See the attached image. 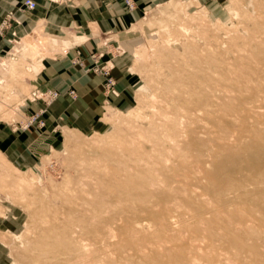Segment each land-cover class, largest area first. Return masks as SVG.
Masks as SVG:
<instances>
[{
  "label": "rangeland",
  "instance_id": "1",
  "mask_svg": "<svg viewBox=\"0 0 264 264\" xmlns=\"http://www.w3.org/2000/svg\"><path fill=\"white\" fill-rule=\"evenodd\" d=\"M21 11L30 10L21 4ZM12 18L7 12L2 30ZM36 34L12 33L10 47L0 54V125L27 129V117L31 123L53 119L47 106L58 94L49 99L34 81L42 62L63 51L52 54L56 40ZM119 36L104 38L117 43L118 67L99 50L90 53V66L80 54L73 59L87 74L103 78L102 96L92 108H80L78 117L66 113L60 124L52 121V138L43 149L0 150V264H60L41 254L45 235L70 218L79 224L76 211L82 216L84 203L95 196L106 204L93 220L97 233L109 226L115 234L85 241L92 256L105 251L88 264H264V0H162ZM59 42L64 50L65 41ZM8 62L17 65L16 74ZM68 90L76 99L75 90ZM36 91L43 95L34 97ZM43 102L39 115L35 106ZM173 125L183 137L171 134ZM38 126L43 133L51 130L42 120ZM153 168L159 186L109 194L110 182L128 173L138 180Z\"/></svg>",
  "mask_w": 264,
  "mask_h": 264
},
{
  "label": "crops",
  "instance_id": "2",
  "mask_svg": "<svg viewBox=\"0 0 264 264\" xmlns=\"http://www.w3.org/2000/svg\"><path fill=\"white\" fill-rule=\"evenodd\" d=\"M23 1L0 0V54L10 47L12 33L16 38H21L37 32L36 35L42 34L44 38L56 40V47L59 48L52 54L63 52L52 60L46 59L42 62V68L34 82L37 89L56 92L58 97L56 102L47 106L48 115L53 116V119H49L47 123L42 116L32 123L30 117H27L25 121L27 129L22 124V127H19L21 129L16 126L12 128L9 125H0V150L4 153L14 150L28 153L30 149H43L52 138V121L54 124H60L61 117L70 112L71 117H78L77 112L80 108L85 110L91 107L94 101H98L102 96L103 78L87 74L80 66L73 63V59L80 54L85 66H90V53L99 50L106 61L117 65L115 56L117 43L104 38L109 35L119 36L131 23L141 18L152 5L162 0H132L131 8L126 6L124 0H67L71 1L72 5L58 4L64 0H33L36 3L33 11L20 12ZM7 12L13 13V18L10 25L2 30V22ZM41 24L45 32L53 37L41 32ZM37 26L38 28L35 29ZM32 30L34 31L30 33ZM60 39L65 41L66 48L63 47L65 51L61 50ZM30 47L24 48L23 51L27 53ZM38 66L40 69L41 63ZM69 88L75 90L76 99L70 97ZM76 101L80 103L77 104ZM44 104L43 102L35 106L39 115L44 113ZM80 105L83 106L79 107ZM40 120L45 121V125L48 124L51 130L43 133L44 127L38 126Z\"/></svg>",
  "mask_w": 264,
  "mask_h": 264
},
{
  "label": "bare ground",
  "instance_id": "3",
  "mask_svg": "<svg viewBox=\"0 0 264 264\" xmlns=\"http://www.w3.org/2000/svg\"><path fill=\"white\" fill-rule=\"evenodd\" d=\"M58 1V0H57ZM128 1V0H127ZM35 5H36V3H35ZM35 9V8H34ZM33 9V10H34ZM30 11H32V10H30ZM32 46V45H31ZM30 46H26V47H23V49L24 48H29ZM260 47V46H259ZM211 54V53H210ZM241 54V53H240ZM264 54V53H263ZM237 61V60H236ZM16 66V67H15ZM240 66H242V65H240ZM6 68L9 70V72L11 73V75H13V74H16L17 73V65H15L14 63H12V62H8L7 63V65H6ZM206 70V69H205ZM246 70V69H245ZM208 71V70H207ZM201 72V71H200ZM206 77V76H205ZM195 80V79H194ZM192 82V81H191ZM210 82V81H209ZM198 83V82H197ZM2 84V82H0V85ZM3 86V85H2ZM186 86V85H185ZM189 86V85H188ZM192 86V85H191ZM187 88V87H186ZM194 88V87H193ZM196 90V89H195ZM183 91V90H182ZM184 91H186V90H184ZM47 92H49V91H47ZM200 92V91H199ZM202 92V91H201ZM39 93H40V91H39ZM50 93H52V92H50ZM188 93H190V92H188ZM193 93V92H192ZM197 93V92H196ZM52 95V94H51ZM197 95V94H196ZM199 96V95H198ZM57 96H55V97H52V96H50V97H48L49 99H51V100H53V99H55ZM184 97V96H183ZM224 99V98H223ZM208 100V99H207ZM218 100V99H217ZM226 100V99H225ZM206 103H207V101H206ZM205 104V103H204ZM241 104H244L243 102L241 103ZM221 105V104H220ZM219 105V106H220ZM184 107V106H183ZM176 108V107H175ZM224 108V107H223ZM151 110V109H150ZM260 112V111H259ZM192 115V114H191ZM193 117V116H192ZM176 118V117H175ZM177 119V118H176ZM197 119V118H196ZM179 120V119H178ZM176 121V120H175ZM168 122V125L167 124H165V129H166V132H168V134H166L165 136V140L167 139L168 140V142H169V120L167 121ZM166 122V123H167ZM173 122H174V120H173ZM234 122V121H233ZM176 123V122H175ZM171 124H173V123H171ZM176 125H177V123H176ZM200 125V124H199ZM180 126V125H179ZM190 128V127H189ZM193 128V127H192ZM187 130V129H186ZM165 131V130H164ZM164 133V132H163ZM173 133V134H172ZM185 133V132H184ZM171 134L172 135H177V137H183L182 136V133H180V131L179 130H177V128H176V126L175 125H173L172 127H171ZM173 137V136H172ZM176 137V136H175ZM198 138V137H197ZM164 139V138H163ZM162 139V140H163ZM173 139V138H172ZM193 139V138H192ZM196 139V138H195ZM175 140V139H174ZM194 141V140H193ZM191 142L190 144H195L194 146H196L197 144L196 143H198V142ZM184 142V141H183ZM198 144H200V143H198ZM169 145V144H168ZM150 146V145H149ZM175 146V145H174ZM123 147V146H122ZM129 147V146H128ZM203 147V146H202ZM121 148V147H120ZM135 148V147H134ZM164 147H162V149H163ZM174 148V147H173ZM247 148V147H246ZM132 149H133V147H132ZM131 149V150H132ZM137 150V149H136ZM160 150V149H159ZM163 150H165V149H163ZM168 150V149H167ZM166 150V151H167ZM245 150V149H244ZM124 151H126V150H123V152ZM138 151V150H137ZM156 151V150H155ZM231 151V150H230ZM117 152V151H116ZM122 152V151H121ZM122 152V153H123ZM162 152V151H161ZM107 153H109V152H107ZM106 153V154H107ZM125 153H127V152H125ZM137 153H139V152H137ZM136 153V157H140V155L139 156H137L138 154ZM157 153H160V151L158 152L157 151ZM167 153V152H166ZM109 154H111V153H109ZM109 154H107V155H109ZM128 154H130V153H128ZM127 154V155H128ZM167 154H169V152L167 153ZM262 154V153H261ZM103 155H104V153H103ZM120 155V154H119ZM160 155H161V153H160ZM263 155V154H262ZM130 156V155H129ZM110 158H111V155L109 156ZM99 158V157H98ZM104 158V157H103ZM135 158V157H134ZM136 159V158H135ZM188 160V159H187ZM166 162V161H165ZM135 163V162H134ZM137 163V165H139L138 164V162H136ZM139 163H141L140 161H139ZM137 165H134V166H137ZM152 165V164H151ZM165 165V164H164ZM100 167V166H99ZM129 167V166H128ZM145 167V166H144ZM151 167V166H150ZM153 167V166H152ZM124 168H126L125 166H124ZM149 168V167H148ZM155 168V167H154ZM153 168V169H154ZM153 169H151L149 172H146V173H148V175L146 174V175H141V177L139 178L138 177V180L136 179V180H134V179H130V175H129V173H128V175H126V176H124V174H122L124 177H126V179L124 178V177H120L119 179H121V181L118 183L117 181H116V183H115V181H114V183H112V182H110V186L113 188V189H111V191H110V195L112 196V193L111 192H113L112 190H115L114 192H113V194L115 195V192L117 191L118 193L119 192H122V191H126L127 192V194L129 193L128 191H127V189L129 190V191H134V189H132V188H134V187H136L135 188V190L136 189H138L139 190V187H141L142 189H145V188H143V187H152V188H154L155 187V184L157 183L156 181H155V176H157L158 174H157V172L158 171H156L155 169L153 170ZM157 169V168H156ZM102 170V169H101ZM104 170H106V169H104ZM123 170V169H122ZM149 170V169H148ZM147 170V171H148ZM126 171H127V169H126ZM129 171H131V170H129ZM133 172V171H132ZM162 172H164L165 174H168L167 172V170H165V171H162ZM100 173V172H99ZM159 173V172H158ZM125 174H126V172H125ZM137 174V173H136ZM119 175V174H118ZM135 175V174H134ZM109 177V176H108ZM135 177H137V176H135ZM134 177V178H135ZM158 177V176H157ZM117 178V177H116ZM123 179H124V181H123ZM112 181H113V178L111 179ZM157 180H159V179H157ZM95 181V180H94ZM93 181V182H94ZM108 181V180H107ZM109 181H110V179H109ZM124 183H123V182ZM126 181V182H125ZM122 182V183H121ZM159 182H161V181H159ZM91 183V182H90ZM108 183V182H107ZM107 183H105V184H107ZM121 183V184H120ZM104 184V183H103ZM158 184H160V183H158ZM157 185V184H156ZM107 186V185H106ZM110 186L108 187V188H110ZM154 186V187H153ZM157 186H159V185H157ZM102 187V186H101ZM85 188V187H84ZM106 188V187H105ZM129 188H131L132 190H130ZM159 188V187H158ZM237 188H239V187H237ZM152 190V189H151ZM232 190V189H231ZM140 191V190H139ZM156 191V190H155ZM238 191V190H237ZM143 192V191H142ZM146 192H147V190H146ZM148 192H150V191H148ZM162 192V191H161ZM232 192V191H231ZM239 192V191H238ZM118 193H117V195H118ZM123 193H125V192H123ZM131 193V192H130ZM145 193V192H144ZM153 193V192H152ZM164 193V192H163ZM243 194H245L244 193V191L242 192ZM109 194H106V196L107 195H109ZM126 193L125 194H123V195H127ZM140 194V193H139ZM143 194V193H142ZM231 194V193H230ZM96 194H94V196H95ZM100 195V194H99ZM144 195V194H143ZM232 195H234V194H232ZM240 195V194H239ZM246 195V194H245ZM101 196H103V195H101ZM110 196V197H111ZM118 196H120V194L118 195ZM129 196H133L132 194L130 195L129 194ZM129 196H128V198H129ZM241 196V195H240ZM243 196V195H242ZM241 196V197H242ZM248 196V195H247ZM247 196H244L246 199H247ZM263 196V195H262ZM104 198H105V196H103ZM130 197V198H131ZM135 197V196H134ZM136 197H137V199H138V196L136 195ZM94 198H96V199H92V200H90V201H88V202H85L84 204H85V206H87V209H85L84 207V209L83 210H81V213L83 212L84 214L82 215V216H80L79 215V210H77L76 211V213H78V215H76V213H75V215H76V217H75V221H77L79 224H74L73 222L74 221H72V219L70 218V221L69 222H66L64 225H62L61 227H56V228H54V230H50L51 232L50 233H47L46 235H45V242H43V249L41 250V254H43V256L44 255H46V254H48L49 256H52V257H50V258H54L55 260H57V263H62V264H88L89 263V261L92 259V258H94V257H96L97 255H100L101 254V252L103 253L102 254V256L104 255V252L101 250V252H100V250L98 251V252H100V254H97L96 255V250H95V254H93V256H92V254L91 253H93V252H91L90 251V249H89V247H88V244H86L85 243V241H87V240H91L92 238H96V241H98V240H100L99 238L100 237H110V236H114V234L115 233H112L113 231H112V229H110L109 228V226L107 227V228H103L104 227V225H103V230L101 231L102 233H97V230H98V225H96V224H94V221L93 220H95V218H98V215H101V213H102V209L104 208V207H106V204L105 203H103L104 201H100V197H98L97 198V196H95ZM122 199H123V197H121ZM125 198V197H124ZM127 198V196H126V200L128 199ZM139 198H141V197H139ZM249 198V197H248ZM116 199V198H115ZM119 199H120V197H119ZM243 199V198H242ZM101 200H102V197H101ZM116 200H118V199H116ZM136 200V199H135ZM135 200H133L132 202H134ZM140 200V199H139ZM141 200H142V198H141ZM234 200V199H233ZM240 200V199H239ZM263 200V199H262ZM75 201V200H74ZM85 201V200H84ZM241 201V200H240ZM245 201V200H244ZM239 201H237L236 203H238ZM254 202H257V201H254ZM253 202V203H254ZM264 203V202H263ZM105 204V205H104ZM102 205H103V208H102ZM264 205V204H263ZM115 206H116V204H115ZM259 207V206H258ZM261 207V206H260ZM90 208V209H89ZM253 208V207H252ZM255 209H256V207H255ZM260 209V208H259ZM262 210V209H261ZM135 211V210H134ZM252 211H254V209L252 210ZM251 211V212H252ZM260 211V210H259ZM72 212V211H71ZM74 212V211H73ZM136 212V211H135ZM86 213H88L87 215H85ZM251 214V213H250ZM103 215V214H102ZM101 215V216H102ZM245 215V214H244ZM251 215H253V213L251 214ZM100 218V217H99ZM248 218V217H247ZM240 219H241V217H240ZM250 219V218H249ZM113 220V219H112ZM112 220H109V221H112ZM234 220V219H233ZM248 220V219H247ZM251 220V219H250ZM96 221H98V220H96ZM100 221V220H99ZM99 221H98V223H99ZM231 222V221H230ZM106 223V222H105ZM232 223V222H231ZM240 223V222H239ZM101 224V223H100ZM107 224H108V222H107ZM109 224H111V223H109ZM238 224V223H237ZM143 225V224H142ZM253 225V224H252ZM98 226V227H97ZM107 226V225H106ZM239 226V225H238ZM246 226H248V225H246ZM235 227V226H234ZM239 227H241V226H239ZM142 228V227H141ZM115 229V228H114ZM113 229V230H114ZM139 230V229H138ZM140 230H142V232L144 231L143 229H140ZM99 231V230H98ZM140 233H141V231H140ZM140 233H138V234H140ZM235 233V232H234ZM252 233V232H251ZM144 234V233H143ZM226 234V233H225ZM74 235H78V236H74ZM132 236H129L130 237V239H131V237H134L135 235H137V234H131ZM210 235V234H209ZM214 234L212 233V236H213ZM251 235H253V234H251ZM138 236H141V238H143L142 237V235H138ZM232 236H233V234H232ZM254 236H256V235H254ZM253 236V238H257V237H254ZM169 237V236H168ZM209 237V236H208ZM127 238V237H126ZM135 238H136V236H135ZM141 238H140V240H141ZM243 238V237H242ZM98 239V240H97ZM102 239V238H101ZM106 239V238H105ZM104 239V240H105ZM108 239V238H107ZM128 239V238H127ZM134 239V238H133ZM137 239H138V237H137ZM144 239V238H143ZM142 239V240H143ZM237 239H238V237H237ZM235 240L234 242H235V245H237V247L238 248H240L241 250H243L244 249V247H245V244H243L242 242L243 241H240V239L239 240ZM110 240H111V238H110ZM114 240V239H113ZM215 240V239H214ZM242 240V239H241ZM260 240V239H259ZM101 241V240H100ZM105 241H107V240H105ZM112 241V240H111ZM128 241H129V239H128ZM134 242L133 240H130V243L132 244V242ZM144 241V240H143ZM211 241H213V240H211ZM218 241V240H217ZM93 242H95V241H93ZM93 242L91 243V244H93ZM103 242V241H102ZM108 242V241H107ZM120 242V241H119ZM136 242H138V241H136ZM140 242H142V241H140ZM214 242V241H213ZM212 242V243H213ZM96 243V242H95ZM94 243V244H95ZM98 243V242H97ZM114 243V242H113ZM165 243V242H164ZM221 243V242H220ZM105 245L107 244V243H104ZM119 244V243H118ZM117 244V246L119 247V245L121 246V244H119L118 245ZM123 244H125V243H123ZM122 244V246L121 247H123V246H126V245H123ZM148 244V243H147ZM214 244H215V242H214ZM257 244V243H256ZM260 244H262L261 242H260ZM102 245V244H101ZM104 245V246H105ZM108 245V244H107ZM110 245V244H109ZM108 245V246H109ZM113 246H114V244H112ZM111 245V246H112ZM116 245V244H115ZM135 245V244H134ZM150 245V244H149ZM211 245V244H210ZM95 247V245H91V247ZM97 246V245H96ZM108 246H106V247H108ZM111 246L110 247H108L109 249L111 248ZM154 245H152L151 247V249L150 250H154V248H155V246L153 247ZM161 245H159V246H157V247H159V248H162V247H160ZM213 246V245H212ZM216 246V245H215ZM248 246V245H247ZM253 246V245H252ZM105 247V248H106ZM120 247V248H121ZM143 247V246H142ZM156 247V248H157ZM251 247V246H250ZM259 247V246H258ZM262 247V246H261ZM260 247V248H261ZM113 248V247H112ZM114 248H115V250H116V247L114 246ZM126 248V247H125ZM136 248V247H135ZM148 248V247H147ZM195 248V247H194ZM210 248V247H209ZM214 248V247H213ZM247 247H245V249H246ZM252 248V247H251ZM254 248V247H253ZM95 249V248H94ZM97 249V248H96ZM128 249V248H127ZM146 249V248H145ZM148 249V250H149ZM198 249V248H197ZM113 250V249H112ZM126 250V249H125ZM125 250H123V253H125L124 251ZM141 250H143V249H141ZM162 250H164V251H166V249H162ZM196 250V249H195ZM207 250V249H206ZM209 250V249H208ZM249 250H251V249H249ZM257 250V249H256ZM110 251V250H109ZM121 251V250H120ZM127 251V250H126ZM140 251V250H139ZM155 251V250H154ZM211 251V250H210ZM233 251V250H232ZM260 251V250H259ZM111 252V251H110ZM109 252V253H110ZM116 252H118V251H116ZM137 252V251H136ZM135 252V253H136ZM145 253H146V251H144ZM151 252V251H150ZM156 252H158V251H156ZM247 252H248V249H247ZM111 253H113V252H111ZM119 253V252H118ZM137 253H139V252H137ZM141 253H143V252H141ZM145 253H143L144 255H145ZM169 253V252H168ZM197 253V252H196ZM200 254H201V252H199ZM198 253V254H199ZM255 253V252H254ZM106 254V253H105ZM128 254V253H127ZM147 254V253H146ZM158 253H156V255H157ZM249 254H250V252H249ZM108 255V254H107ZM138 256H139V254H137ZM144 255L142 256H139V257H143L144 258ZM148 255V254H147ZM146 255V256H147ZM149 255H150V253H149ZM155 255V256H156ZM166 255V254H165ZM202 255V254H201ZM248 255V254H247ZM246 255V256H247ZM58 256H61L62 258H58ZM92 256V258L90 259V257ZM113 256H114V253H113ZM126 256V258L128 257L127 255H125ZM188 256V255H187ZM200 256V255H199ZM203 256V255H202ZM242 256V255H241ZM254 256H256V255H254ZM99 257V256H98ZM110 257V256H109ZM120 257H121V255H120ZM148 257V256H147ZM159 257H161L160 256V253H159ZM118 258V257H117ZM116 258V259H117ZM123 258V257H122ZM131 258V257H130ZM206 258V257H205ZM207 258H209V257H207ZM48 259V258H47ZM96 259H98V258H96ZM96 259L94 258L93 259V261L94 262H96ZM99 259H101V258H99ZM114 259V258H113ZM128 260L127 261H129V260H131L132 262H133V260L132 259H129V258H127ZM251 259V258H250ZM104 260V259H103ZM119 260V259H118ZM117 260V261H118ZM143 260V259H142ZM145 260H146V258H145ZM229 260V259H228ZM105 261V260H104ZM108 261V260H107ZM111 261V260H110ZM114 261V260H113ZM120 261H121V259L119 260V262H117V263H120ZM127 261H126V263H127ZM223 261V260H222ZM231 261V260H230ZM247 261H249V260H247ZM131 262V263H132ZM194 262V261H193ZM237 262V261H236ZM235 262V263H236ZM49 263V262H48ZM100 263V262H99ZM106 263V262H105ZM123 263H125V262H122L121 264H123ZM129 263V262H128ZM136 263V262H135ZM196 263V262H195ZM206 263H208V262H206ZM241 263V262H240ZM246 262H244V264H245ZM108 264H110V262L108 263ZM113 264H114V262H113ZM227 264V263H226ZM232 264H233V262H232Z\"/></svg>",
  "mask_w": 264,
  "mask_h": 264
},
{
  "label": "built area",
  "instance_id": "4",
  "mask_svg": "<svg viewBox=\"0 0 264 264\" xmlns=\"http://www.w3.org/2000/svg\"><path fill=\"white\" fill-rule=\"evenodd\" d=\"M125 1V3L127 4V6H128V4H129V1H127V0H124ZM23 7L25 8V9H27V10H33L35 7H36V5H35V2L33 1V0H24L23 1ZM7 18H9V16L7 17ZM8 20V19H7ZM7 21H5V22H3L2 23V25H4L5 23H6ZM47 97H50V96H52V97H55L56 96V93H54V92H52V93H50V91L49 92H43ZM52 94V95H51ZM35 95H43L42 93H39L38 91H36V92H34L33 93V96L35 97Z\"/></svg>",
  "mask_w": 264,
  "mask_h": 264
}]
</instances>
